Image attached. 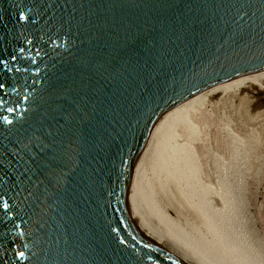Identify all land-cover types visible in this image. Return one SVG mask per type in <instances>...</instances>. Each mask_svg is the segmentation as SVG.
<instances>
[{
	"label": "water",
	"instance_id": "obj_1",
	"mask_svg": "<svg viewBox=\"0 0 264 264\" xmlns=\"http://www.w3.org/2000/svg\"><path fill=\"white\" fill-rule=\"evenodd\" d=\"M250 73L264 0H0V264H218L161 115Z\"/></svg>",
	"mask_w": 264,
	"mask_h": 264
},
{
	"label": "rangeland",
	"instance_id": "obj_2",
	"mask_svg": "<svg viewBox=\"0 0 264 264\" xmlns=\"http://www.w3.org/2000/svg\"><path fill=\"white\" fill-rule=\"evenodd\" d=\"M263 91L251 86L242 88L234 95L221 93L214 95L211 101L204 105L200 115L202 117L198 116V131L188 142L196 169L195 174L200 184L202 186L205 184L208 188L207 190L204 185L207 201L221 213L226 210L225 216L232 219H228L232 222L231 227H234V229L230 227L231 230L237 232L240 230L241 232L238 233L239 235L242 233L240 236L245 238L244 242L254 246L257 252L262 251L261 256H264L262 255L264 254V103L261 94ZM184 142L183 137L178 139L180 145ZM233 144L240 147L239 153L232 151H235ZM216 162L225 167L223 177L219 179L221 181L218 180ZM231 162L235 165L232 166ZM221 187L223 190L220 189ZM220 192L223 197H220ZM222 198H225L224 205L228 202V207L225 205L226 209L223 207ZM230 199L232 202L229 203ZM237 209V213H234ZM233 221H237V224L239 221L240 224L237 225ZM241 228H244V231Z\"/></svg>",
	"mask_w": 264,
	"mask_h": 264
},
{
	"label": "bare ground",
	"instance_id": "obj_3",
	"mask_svg": "<svg viewBox=\"0 0 264 264\" xmlns=\"http://www.w3.org/2000/svg\"><path fill=\"white\" fill-rule=\"evenodd\" d=\"M251 86L257 88L259 91H263L264 90V80L256 77L252 73L238 77V78H235V79H232L230 81L218 84L212 88L206 89V90H204L198 94L190 96L189 98L175 104L170 109H168L164 114L161 115L162 120L166 126L167 131H168V134L170 136V139L172 141V144L176 150L179 162H180L183 170L185 171V173L187 174V176L189 177V179L193 183L194 187L196 188L199 196L201 197V199H200L197 196L195 190L191 186L188 179L185 177V175L183 174L181 169L178 168L177 174L179 177V182H180L181 188L183 190V193L186 196L187 200L189 201L193 215H194L198 225L201 228L205 244H206L208 250L211 252V254L214 256V258L218 262V264H264V259H263L264 256L260 255V253L262 251H258L259 252L258 253L256 251V249L254 248V246H252V245L250 246L249 244H246V242H244L245 240H243V239H245V238L240 236L242 233L240 235L238 233V232H241L240 230L238 232L231 230V228L234 229V227H231L232 222L231 221L229 222L231 217L225 216L226 214H224L226 210L225 211L223 210L224 213H221V211L214 209L211 206L210 202L207 201V199H206L207 185L203 184V186H202L198 180L199 178L195 174L196 169H195V166L193 165V161H192L193 159L191 157L188 142H190L192 135L198 131V119H199L198 116L202 115V112L204 110V108H203L204 105H206L208 102H210L214 95H217L218 93H221L223 95H229V94L234 95L237 92H239L242 88L251 87ZM261 94L263 96L262 101L264 103V91ZM201 117L202 116H200V118ZM180 137L181 138L183 137L185 139V142L181 145L178 143V139ZM229 143L231 145V142H229ZM233 145H234L233 149H235V151L234 150H232V151L235 153L237 151L239 153L240 147L238 145H235V144H233ZM232 164H233L232 166L235 165L234 163H232ZM212 166H213V164H212ZM216 166H217V170H218V174H219V178H218V180H219V179H221L220 177H223V170L225 169V167L223 165H221L219 162H216ZM229 167L231 168V165ZM219 181H221V180H219ZM204 185L206 188L204 187ZM209 187H210V185H209ZM220 189H222V187ZM220 189H219V191L223 190V189L222 190H220ZM207 190H208V188H207ZM211 193H212V191H211ZM225 194H227V193H225ZM221 196L222 195L220 192V197ZM225 196H227V195H225ZM229 197L231 198L230 195H229ZM224 199H223L222 203L225 202ZM226 199L229 200V198H226ZM230 202H232V200L229 201V203ZM239 202H238V204H239ZM227 204H228V202L225 203L226 206H227ZM223 205H224V203H223ZM225 205L223 206L224 208H225ZM230 205L231 204H229V206ZM230 207H232V206H230ZM231 209L232 208H230V210ZM234 209H236V208H234ZM232 211H228V213H230ZM237 211H238V209L234 213H237ZM242 213H241V215H242ZM238 214H240V213H238ZM244 214L246 215L245 212H244ZM234 217H236V216H234ZM246 217H247V215H246ZM237 219H238V217H237ZM239 219H240V217H239ZM242 220L243 219H241V221ZM247 221H249V220L247 219ZM233 222L234 223L236 222V224H237V221H233ZM243 222H244V220H243ZM239 224H240V222L238 221L237 225H239ZM243 225H244V227H246L245 223ZM233 226H235V224ZM240 226L242 227V224ZM239 227H238V229H240ZM242 230L244 231V228ZM247 235H249V234H247ZM247 235H246V237H247ZM242 236H245V235H242ZM258 250H262V249L258 248ZM262 255H264V254H262Z\"/></svg>",
	"mask_w": 264,
	"mask_h": 264
}]
</instances>
